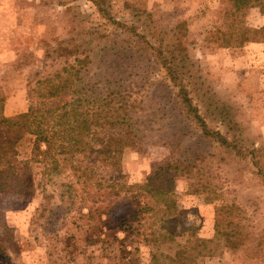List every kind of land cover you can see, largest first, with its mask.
<instances>
[{"label": "trees", "instance_id": "trees-1", "mask_svg": "<svg viewBox=\"0 0 264 264\" xmlns=\"http://www.w3.org/2000/svg\"><path fill=\"white\" fill-rule=\"evenodd\" d=\"M250 2L219 0L209 34L213 45L240 49L264 41V28L246 24L243 9ZM123 10L121 21L105 16L114 26L113 35L87 43L72 37L45 50V61L60 63L45 64L35 73L26 112L5 117L0 98V194L28 190V179L36 181L43 198L36 219L44 218L45 235L58 238L52 227L67 219L76 228L87 226L99 235L122 233L121 243L133 237L153 250L150 264H201L219 249L245 248L248 256H257L263 241L247 225L245 208L233 204L227 215L217 217L214 237L201 239L179 220L170 184L176 177H186L188 193L211 204L221 189L214 178L224 157L254 161L260 149L247 146L230 106L205 94L199 101L202 112L194 104L190 88L197 70L186 53V24L148 29L151 15L130 3H124ZM149 51L179 90L176 116L184 124L180 129L174 116L166 125L159 116L164 110L148 105L147 78L138 81L134 76L139 73L132 74L139 70L135 64L139 56ZM151 68L150 63L145 66ZM206 120L216 121L221 129L209 128ZM170 122L173 127L167 131ZM159 133H165L166 144L179 150V157L148 177L141 192L129 193L122 175L123 153ZM189 137L196 138L192 143L196 149H189ZM205 142L217 152L203 151L200 145ZM53 198L56 205L47 201Z\"/></svg>", "mask_w": 264, "mask_h": 264}, {"label": "rangeland", "instance_id": "rangeland-1", "mask_svg": "<svg viewBox=\"0 0 264 264\" xmlns=\"http://www.w3.org/2000/svg\"><path fill=\"white\" fill-rule=\"evenodd\" d=\"M124 3L136 5L145 15H151L148 29L156 25L164 29L182 22L186 24V53L193 69L197 70L190 88L194 92L191 95L194 104H198L202 112L199 101L207 95L212 96L215 103L220 101L230 106L244 131L247 146L260 149L254 161L224 157L221 171L214 178L221 189L217 200L211 204L205 203L201 196L188 193L186 177H176L170 184L179 220L185 228L192 229L196 237L212 239L217 217L227 215L231 206L238 204L245 208L247 225L252 227L255 237L263 241L255 257L248 256L245 248L219 249L214 257L204 259L201 264H264V41L249 43L240 49L213 45L209 34L216 23L219 0H0L3 115L10 118L26 112L28 91L34 86L35 73L41 72L45 64L56 67L60 63V60H44L49 46L72 37H81L87 43L98 36L113 35L114 26L105 16L117 21L125 19ZM263 5L264 0H251L243 9L247 26L264 28ZM146 40L148 42V38ZM150 53L139 56V63L135 62L139 70L132 74L139 73L134 76L138 81L140 77L147 78V85H151L145 97L148 105L164 110L159 116H164L166 125V119L174 116L180 129L184 124L176 116L179 90L166 78ZM149 63L153 68L147 70L145 66ZM206 121L209 128L221 129L216 121ZM171 127L173 122L166 130ZM164 134L147 138L124 151L122 175L129 193L141 192L148 177L179 157V150H171ZM189 139V149H196L198 146L192 144L196 138ZM200 147L203 151L217 152L208 142ZM28 184V190L0 194V264H150L153 250L133 237L121 243L122 233L99 235L97 230L87 226L76 228L67 219L52 227L58 238L45 235L44 218L36 219L43 198L36 181L28 179ZM47 201L52 205L58 203L54 198Z\"/></svg>", "mask_w": 264, "mask_h": 264}]
</instances>
